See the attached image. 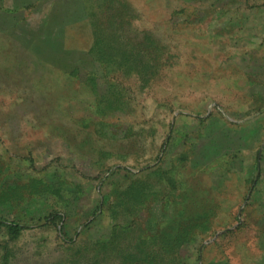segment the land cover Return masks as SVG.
<instances>
[{
  "label": "rangeland",
  "instance_id": "obj_1",
  "mask_svg": "<svg viewBox=\"0 0 264 264\" xmlns=\"http://www.w3.org/2000/svg\"><path fill=\"white\" fill-rule=\"evenodd\" d=\"M40 5L0 14V264H264V0Z\"/></svg>",
  "mask_w": 264,
  "mask_h": 264
},
{
  "label": "crops",
  "instance_id": "obj_2",
  "mask_svg": "<svg viewBox=\"0 0 264 264\" xmlns=\"http://www.w3.org/2000/svg\"><path fill=\"white\" fill-rule=\"evenodd\" d=\"M36 2L37 3H35V0H26L23 1V3L16 2L15 4H5L4 0H0V14L9 17L10 28L18 27L20 22L19 20L22 18L20 15L27 11L32 13V19L34 21L35 13H39L41 11L40 0H36ZM22 21L24 20L22 19ZM37 23L39 24V21Z\"/></svg>",
  "mask_w": 264,
  "mask_h": 264
},
{
  "label": "trees",
  "instance_id": "obj_3",
  "mask_svg": "<svg viewBox=\"0 0 264 264\" xmlns=\"http://www.w3.org/2000/svg\"><path fill=\"white\" fill-rule=\"evenodd\" d=\"M9 225L10 224H8V226ZM10 226H12V229L9 230V233H14V234L18 233V231L22 228V227L20 228L19 226L14 225V224H11Z\"/></svg>",
  "mask_w": 264,
  "mask_h": 264
}]
</instances>
